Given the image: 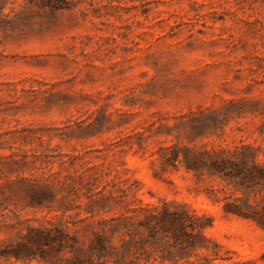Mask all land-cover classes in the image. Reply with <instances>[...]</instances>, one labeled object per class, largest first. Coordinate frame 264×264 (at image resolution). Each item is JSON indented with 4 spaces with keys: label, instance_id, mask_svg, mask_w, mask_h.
Listing matches in <instances>:
<instances>
[{
    "label": "rangeland",
    "instance_id": "rangeland-1",
    "mask_svg": "<svg viewBox=\"0 0 264 264\" xmlns=\"http://www.w3.org/2000/svg\"><path fill=\"white\" fill-rule=\"evenodd\" d=\"M174 144H246L264 162V0H71L57 12L0 0V250L48 221L86 226L78 211L37 208L31 180L85 207L95 178L119 175L140 181L136 199L212 217L225 259L214 264H264V230L224 214L206 194L218 183L162 172L157 153Z\"/></svg>",
    "mask_w": 264,
    "mask_h": 264
},
{
    "label": "trees",
    "instance_id": "trees-1",
    "mask_svg": "<svg viewBox=\"0 0 264 264\" xmlns=\"http://www.w3.org/2000/svg\"><path fill=\"white\" fill-rule=\"evenodd\" d=\"M25 1L53 12L71 8V0ZM157 154L163 173L183 166L194 174L198 185L218 183L219 187L210 185L206 194L222 205L224 214L252 221L264 230V162L258 149L246 144L232 150L174 144L161 147ZM78 159L63 160L62 165L73 166ZM30 182L32 203L37 208L49 213L63 210V215L78 211V217L85 215L80 223L86 226L74 230L48 221L30 227L22 241L0 250V259L7 262L11 257L24 264H214L225 260L223 246L206 234L214 225L212 217L184 202L162 199L154 204L136 199L133 186L141 184L138 180L132 183L119 175L113 179L98 176L85 188V207L76 206L77 199H59V191L49 179ZM74 192L81 199L78 191ZM55 203L59 206L54 207ZM109 214L113 215L106 216Z\"/></svg>",
    "mask_w": 264,
    "mask_h": 264
}]
</instances>
